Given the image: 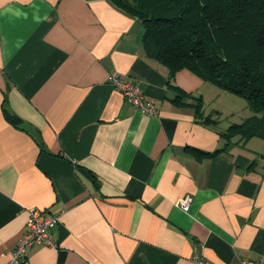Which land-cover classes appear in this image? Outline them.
<instances>
[{
    "label": "crops",
    "instance_id": "obj_1",
    "mask_svg": "<svg viewBox=\"0 0 264 264\" xmlns=\"http://www.w3.org/2000/svg\"><path fill=\"white\" fill-rule=\"evenodd\" d=\"M143 23L110 0H0V264L30 207L60 213L58 247L23 264H241L264 256V139L220 135L247 101L146 52ZM128 75L142 112L108 81ZM191 93L190 95L187 93ZM203 99L212 125L197 119ZM5 108L21 121L13 124ZM191 197L188 210L177 204Z\"/></svg>",
    "mask_w": 264,
    "mask_h": 264
},
{
    "label": "trees",
    "instance_id": "obj_2",
    "mask_svg": "<svg viewBox=\"0 0 264 264\" xmlns=\"http://www.w3.org/2000/svg\"><path fill=\"white\" fill-rule=\"evenodd\" d=\"M143 23L146 52L168 72V84L178 89L176 103L185 94L172 84L184 68L220 88L242 96L253 114L221 130L223 147L203 151L199 156L226 151L231 140L240 136L264 139V0H110ZM187 93V92H186ZM191 94V93H187ZM197 119L216 125L205 115L203 99L195 103ZM5 116L18 125L20 117L5 108Z\"/></svg>",
    "mask_w": 264,
    "mask_h": 264
},
{
    "label": "built area",
    "instance_id": "obj_3",
    "mask_svg": "<svg viewBox=\"0 0 264 264\" xmlns=\"http://www.w3.org/2000/svg\"><path fill=\"white\" fill-rule=\"evenodd\" d=\"M108 81L118 88L134 107L142 112L156 114L159 109L155 102L149 99L145 92L128 75L113 71L108 75ZM191 197H181L177 204L184 210H188ZM60 213H48L45 209L38 207L29 208V216L25 224L23 233L19 237L16 245L9 249L6 264H23L27 252L35 245H47L58 247V242L54 238L53 229L60 223ZM201 264H209L207 261L200 260ZM241 264H264V256L258 259H245Z\"/></svg>",
    "mask_w": 264,
    "mask_h": 264
}]
</instances>
